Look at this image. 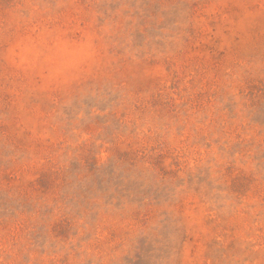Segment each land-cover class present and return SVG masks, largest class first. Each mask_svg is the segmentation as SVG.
I'll list each match as a JSON object with an SVG mask.
<instances>
[{"label":"rangeland","instance_id":"374dc122","mask_svg":"<svg viewBox=\"0 0 264 264\" xmlns=\"http://www.w3.org/2000/svg\"><path fill=\"white\" fill-rule=\"evenodd\" d=\"M0 264H264V0H0Z\"/></svg>","mask_w":264,"mask_h":264}]
</instances>
